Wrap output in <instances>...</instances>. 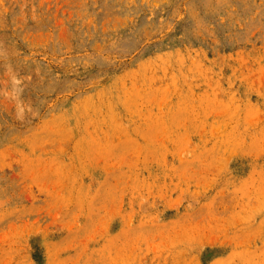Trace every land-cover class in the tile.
I'll return each instance as SVG.
<instances>
[{
	"label": "rangeland",
	"instance_id": "374dc122",
	"mask_svg": "<svg viewBox=\"0 0 264 264\" xmlns=\"http://www.w3.org/2000/svg\"><path fill=\"white\" fill-rule=\"evenodd\" d=\"M0 264H264V0H0Z\"/></svg>",
	"mask_w": 264,
	"mask_h": 264
}]
</instances>
